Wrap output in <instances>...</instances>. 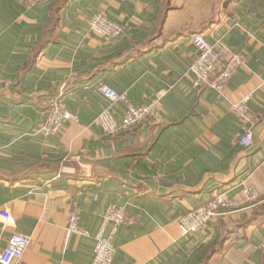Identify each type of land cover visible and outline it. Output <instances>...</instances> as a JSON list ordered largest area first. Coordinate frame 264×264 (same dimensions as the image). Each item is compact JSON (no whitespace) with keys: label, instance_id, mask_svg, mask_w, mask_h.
Wrapping results in <instances>:
<instances>
[{"label":"crops","instance_id":"crops-1","mask_svg":"<svg viewBox=\"0 0 264 264\" xmlns=\"http://www.w3.org/2000/svg\"><path fill=\"white\" fill-rule=\"evenodd\" d=\"M96 13L121 34L93 35ZM198 35L246 55L221 93L193 86ZM263 43L264 0H0V213L14 220L0 218V249L28 234L21 264H91L114 206L128 221L112 264H264ZM99 84L135 107L167 93L155 119L107 136L96 122L109 106ZM244 97L258 118L249 147L231 110ZM59 103L77 122L43 136ZM244 185L256 201H245ZM216 196L232 206L182 236V217ZM73 210L81 233L66 243Z\"/></svg>","mask_w":264,"mask_h":264},{"label":"built area","instance_id":"built-area-1","mask_svg":"<svg viewBox=\"0 0 264 264\" xmlns=\"http://www.w3.org/2000/svg\"><path fill=\"white\" fill-rule=\"evenodd\" d=\"M89 28L93 35L105 39L116 38L122 31L117 23L109 20L102 13H96L91 17ZM192 44L198 53L195 62L191 66V72L194 75V88L209 87L217 93H221L230 78L244 65L245 53H230V50L225 46L213 48L199 35L192 37ZM98 92L109 104L96 117L97 124L107 136H116L136 127L147 119H155L161 110L162 100L167 93L166 90H160L150 103L135 107L129 102L125 94L116 93L105 84L98 85ZM248 100V97H244L231 106V110L240 121L239 144L242 147H249L252 144L253 128L258 123V118L251 115L248 110ZM115 104L124 106L122 117L117 116L112 108ZM65 122L76 123L77 117L70 113L64 104H54L48 110L39 132L43 136L55 134ZM61 173H63L62 170L56 174L53 180L59 178ZM242 194L246 202L258 199V193L251 185H244ZM230 206H232L230 200L223 196H216L204 206L188 212L180 221L181 235L187 236L200 232L210 219L223 215L222 210ZM0 218L5 225H14V220L9 213L1 212ZM77 221L78 213L73 210L68 216L64 230L66 243L73 235L81 233L77 228ZM127 221V216L122 208L114 206L107 208L94 236L95 246L91 264H112L114 254L113 237L116 234L117 227L127 223ZM108 226H111V229L110 232L106 233ZM30 241L31 236L28 234H12L5 248L0 249V264H21L22 255L28 248ZM260 248L264 249V236Z\"/></svg>","mask_w":264,"mask_h":264}]
</instances>
